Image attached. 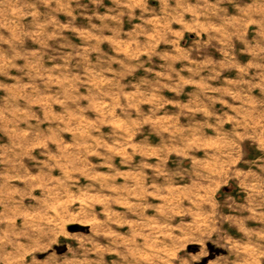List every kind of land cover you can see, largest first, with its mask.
Returning <instances> with one entry per match:
<instances>
[{
	"label": "rangeland",
	"instance_id": "1",
	"mask_svg": "<svg viewBox=\"0 0 264 264\" xmlns=\"http://www.w3.org/2000/svg\"><path fill=\"white\" fill-rule=\"evenodd\" d=\"M0 264H264V0H0Z\"/></svg>",
	"mask_w": 264,
	"mask_h": 264
},
{
	"label": "crops",
	"instance_id": "2",
	"mask_svg": "<svg viewBox=\"0 0 264 264\" xmlns=\"http://www.w3.org/2000/svg\"><path fill=\"white\" fill-rule=\"evenodd\" d=\"M231 191L229 192L231 195H229V199L228 201L231 203V207H239V203L246 201V199L248 198V195L246 194L243 195L244 191L241 190H237V191H233L232 188L230 189ZM230 228V227H227ZM232 228V227H231Z\"/></svg>",
	"mask_w": 264,
	"mask_h": 264
},
{
	"label": "water",
	"instance_id": "3",
	"mask_svg": "<svg viewBox=\"0 0 264 264\" xmlns=\"http://www.w3.org/2000/svg\"><path fill=\"white\" fill-rule=\"evenodd\" d=\"M69 229H70L71 231H75V230L78 229V227H76V226H72V227H70Z\"/></svg>",
	"mask_w": 264,
	"mask_h": 264
}]
</instances>
